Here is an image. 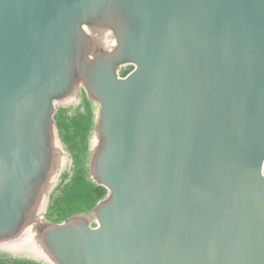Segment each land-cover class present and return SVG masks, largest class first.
Here are the masks:
<instances>
[{
    "label": "water",
    "instance_id": "95a60500",
    "mask_svg": "<svg viewBox=\"0 0 264 264\" xmlns=\"http://www.w3.org/2000/svg\"><path fill=\"white\" fill-rule=\"evenodd\" d=\"M75 84L107 194L94 226L41 227L54 264H264V0H0V242L39 206Z\"/></svg>",
    "mask_w": 264,
    "mask_h": 264
},
{
    "label": "rangeland",
    "instance_id": "374dc122",
    "mask_svg": "<svg viewBox=\"0 0 264 264\" xmlns=\"http://www.w3.org/2000/svg\"><path fill=\"white\" fill-rule=\"evenodd\" d=\"M88 31L98 45L106 50L113 47L114 38L107 30ZM97 115L98 104L81 84H75L69 96L55 102L53 171L23 233L12 241L0 242V264H54L40 245L39 231L44 224L77 216L95 225L94 207L107 194L91 174L98 144Z\"/></svg>",
    "mask_w": 264,
    "mask_h": 264
},
{
    "label": "trees",
    "instance_id": "16d2710c",
    "mask_svg": "<svg viewBox=\"0 0 264 264\" xmlns=\"http://www.w3.org/2000/svg\"><path fill=\"white\" fill-rule=\"evenodd\" d=\"M127 65H124V66H121L118 70L119 72V75L120 76H125L131 69H132V66H130V68H126Z\"/></svg>",
    "mask_w": 264,
    "mask_h": 264
}]
</instances>
